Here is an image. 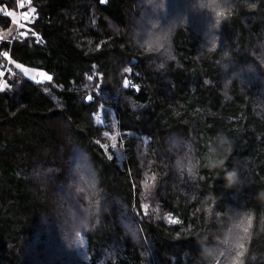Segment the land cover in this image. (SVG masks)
Segmentation results:
<instances>
[{
	"label": "trees",
	"instance_id": "16d2710c",
	"mask_svg": "<svg viewBox=\"0 0 264 264\" xmlns=\"http://www.w3.org/2000/svg\"><path fill=\"white\" fill-rule=\"evenodd\" d=\"M196 3L31 0L35 23L17 26L2 14L17 0H0V84L24 81L0 93V264H264V0H227L215 30ZM221 135L230 189L205 167ZM78 218L88 227L66 228ZM84 239L88 258H69Z\"/></svg>",
	"mask_w": 264,
	"mask_h": 264
},
{
	"label": "snow or ice",
	"instance_id": "6c2138e0",
	"mask_svg": "<svg viewBox=\"0 0 264 264\" xmlns=\"http://www.w3.org/2000/svg\"><path fill=\"white\" fill-rule=\"evenodd\" d=\"M106 2H107V0H101V3H106ZM30 5H31V0H17V8L22 10L21 15L24 18L25 25L27 23H35V19L38 16L36 8L31 7ZM204 5H205V7L207 9L211 10V12L214 13V21L212 19H210V24H209V28L212 29V30L218 29L219 26L221 25L222 20L226 19L227 16L231 15V7L227 3V0H224L223 3L218 2V0H208V2H204ZM252 7H255V5H252ZM3 8L5 9V11L2 12L3 15H7L9 18H12V19H14L17 16L16 11L8 9L7 5H4ZM159 8H165V3L159 5ZM202 11L203 10H199L198 9V12H202ZM185 19H186V17H185ZM30 30L31 29H29V31ZM20 35L23 36V35H25V33H21ZM0 39H3V37H0ZM159 40H160V37H156L154 39H150L148 41V47L145 49V51L146 52L156 51L153 46L158 44ZM217 41H218V36L217 35H213L212 38H211V48L209 49L210 51L216 49ZM4 55H5V57H7L8 53L6 52V53H4ZM223 55L227 56L228 53L225 51L223 53ZM172 59H174V57H172ZM13 63H15V62L13 61ZM15 67L17 69L21 70V72H22V74H23V76L25 78L31 79L34 82H36L35 78L31 76V73L33 71H35L34 69L27 68L24 65L19 64V63H15ZM160 67L163 68L164 65L161 64ZM252 70H255V66H253ZM10 71L11 70H9V72ZM123 71L125 73H129V72H131V68L126 67V68L123 69ZM4 75H5V73L3 71H0V76H4ZM13 75H15V74H13ZM40 75L41 76H45L46 79L49 80V81L52 80V76L48 75L45 72H40ZM87 79L91 81V80H93V76L90 75V76L87 77ZM13 83H17L18 86H19V85H22L24 83V81L21 80V81H18V82H15V81L14 82H5V83L0 84V93L11 91ZM130 83L131 82L129 80L125 79L124 80V84H123L124 88H128ZM205 83H208V82L205 81ZM132 87L136 91H139V86L132 85ZM96 88H97V95H100V90H101L102 86L100 84H97ZM117 96H119V92L118 91H117ZM85 100L91 102V101L94 100V96L88 95V96L85 97ZM103 100L107 101L108 97H103ZM103 107H104V103H101L100 108L102 109ZM95 115H96V119L99 120L100 119L99 113H97ZM103 135L105 137H107L109 135V133L107 131H105L103 133ZM113 139H115V137H113ZM96 143L100 144V141L97 140ZM207 146H208V144L206 145V147ZM103 147L106 148L107 145H103ZM112 147L116 148V145L113 144ZM109 158L112 159L113 157L110 156ZM229 161H230V157H229V159L227 161V164H226V167H225V169L223 171H227L228 169H231L232 166H229ZM178 166H179V162H178ZM189 171L191 172V169H189ZM216 178L218 179V178H222V177L217 175ZM201 179H203V177H201ZM149 180L154 182L155 181V175L153 174L152 176H150L148 178V180H145V181L141 182L145 189H149L150 188V184L148 182ZM93 187H95L94 184H93ZM259 190H260V188L255 189V192L252 194L251 200H257L256 199V194H257V192ZM147 207H148L147 204L142 205V208H144V209H146ZM65 223H66V228H68V227L87 228L88 227L87 223L82 218H78L75 224H71L69 221H66ZM127 223L131 224V223H133V221L128 220ZM244 231L247 232V228H245ZM79 235H80V233H79V231H77V236H79ZM67 247L69 249H71L72 248V244H68ZM238 247L243 249L244 246L241 243V244L238 245ZM243 254H244L243 251L237 252L234 264H243V262L239 259L241 256H243ZM217 264H219V261H217Z\"/></svg>",
	"mask_w": 264,
	"mask_h": 264
},
{
	"label": "clouds",
	"instance_id": "9594fccd",
	"mask_svg": "<svg viewBox=\"0 0 264 264\" xmlns=\"http://www.w3.org/2000/svg\"><path fill=\"white\" fill-rule=\"evenodd\" d=\"M195 7L199 10H206L203 0H197ZM209 10V9H208ZM161 11H165V8H161ZM159 22L156 23L155 27H159ZM171 30L160 33L159 43L154 45V49H163L170 46ZM148 47V42L143 45V48ZM233 152V144L226 135H221L218 138V142L208 149V155L205 157V167L208 169H220L223 171L226 167L229 156ZM222 179L224 180L225 189H230L239 184V172L235 168L223 171ZM259 200H264V191H260L256 196Z\"/></svg>",
	"mask_w": 264,
	"mask_h": 264
},
{
	"label": "rangeland",
	"instance_id": "374dc122",
	"mask_svg": "<svg viewBox=\"0 0 264 264\" xmlns=\"http://www.w3.org/2000/svg\"><path fill=\"white\" fill-rule=\"evenodd\" d=\"M19 10V9H18ZM21 12L22 11H17V16H16V23H17V26H19L20 24L19 23H22L24 22V18L23 16L21 15ZM16 26V27H17ZM17 28H22V27H17ZM145 34V33H144ZM2 36H5V34H1ZM147 35L143 36V39L146 37ZM12 41V39H10ZM6 64H8L9 68H10V62H6ZM7 66V65H6ZM28 68V67H27ZM17 69L15 67V64H14V74H18V72H16ZM31 69V68H30ZM9 72V71H8ZM10 73V72H9ZM40 72H38V70H35L31 73V76L36 78V79H44L43 76H41L40 74H38ZM117 153H118V156L120 157V153L117 149ZM77 220H74L71 224H75ZM68 228H71V227H68ZM82 240V239H81ZM79 241L78 243H75L76 245V249H74V251H72L71 249H67V254L69 255V258H73L75 260H77V262H80L83 261V260H86L88 258V254H87V248H86V245H85V239L83 241ZM62 252H64V250H61ZM62 254V253H61ZM67 263V261H66Z\"/></svg>",
	"mask_w": 264,
	"mask_h": 264
}]
</instances>
